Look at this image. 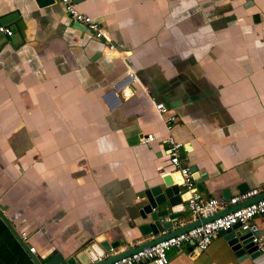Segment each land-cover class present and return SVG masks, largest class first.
I'll return each mask as SVG.
<instances>
[{"label":"crops","instance_id":"obj_1","mask_svg":"<svg viewBox=\"0 0 264 264\" xmlns=\"http://www.w3.org/2000/svg\"><path fill=\"white\" fill-rule=\"evenodd\" d=\"M75 8L115 52L56 0H0V26L12 31L0 35V264L63 260L98 236L118 243L102 259L143 249L151 239L138 231L143 192L171 173L151 100L176 119L180 165L194 167L202 201L264 185V0H76ZM147 134L154 141L139 145ZM194 222L186 211L170 231ZM253 223L264 239V214ZM167 256V264H264L260 255L238 260L225 232L197 255L184 246Z\"/></svg>","mask_w":264,"mask_h":264},{"label":"built area","instance_id":"obj_2","mask_svg":"<svg viewBox=\"0 0 264 264\" xmlns=\"http://www.w3.org/2000/svg\"><path fill=\"white\" fill-rule=\"evenodd\" d=\"M56 1L62 6L65 15L75 24L81 25L94 39L101 41L109 54L115 52L109 37L101 29L99 23L90 16L78 12L74 0ZM0 35L10 37L12 31L9 28L0 26ZM151 104L163 128L161 141L165 145L166 155L171 166L170 174L174 184L178 187L180 196H185L184 202L191 218L200 221L212 217L220 210L230 209V211L199 223V225L187 231L162 239L150 247L116 258L107 264H167L168 252L179 250L184 246H189L190 252L197 255L208 247L211 240L218 233L225 232L235 225H238L240 232L251 236L250 243L256 247L257 255L262 256L264 259V239L259 236L258 228L253 223L255 217L264 214V197L258 198L264 194V185L259 189L247 190L227 199L202 201L199 198L198 189L191 172L186 166L180 165V151L184 145L177 142L173 137V127L176 119L168 113V108L162 103L151 100ZM153 141L154 137L147 134L138 139V144L142 146L149 145ZM254 198L258 199L252 201ZM20 238L23 241L26 239V235L22 233ZM28 252L33 254L34 249L29 248Z\"/></svg>","mask_w":264,"mask_h":264},{"label":"water","instance_id":"obj_3","mask_svg":"<svg viewBox=\"0 0 264 264\" xmlns=\"http://www.w3.org/2000/svg\"><path fill=\"white\" fill-rule=\"evenodd\" d=\"M53 1L54 0H35L38 5L52 3ZM75 26L83 29L81 25L75 24ZM167 108L169 107L167 106ZM189 171L193 179L198 180L200 178L195 172L194 167H190ZM240 193H243V191H240ZM143 197L145 204L138 211L141 221L138 231L141 236L150 235L151 239L142 243V248L150 247L162 239L187 231L188 229L196 227L199 223L206 222L218 216L213 215L212 217L195 221L192 225L187 224L179 229L170 231L173 223H175L176 220L184 218L187 211L186 203L181 200L178 187L174 184L170 174L161 178V184H155L147 188L143 192ZM261 197H264V194L258 198ZM254 200L252 199V201ZM229 211L230 209L226 210V212ZM241 233L242 232L238 230V225L226 230L225 234L228 245L238 260L247 258L248 256L252 258L257 255V251H255L256 247L250 243L251 236L249 234ZM117 244L118 243H116V245L109 244L104 241L102 236H98L93 240V243L85 245L80 251L71 254L66 259L62 260V257L57 254L52 256L45 264H61V262H63V264H107L116 258L126 256L133 251L139 250V247H136L133 251L125 250L102 259L103 255L108 254L110 250L117 247Z\"/></svg>","mask_w":264,"mask_h":264},{"label":"rangeland","instance_id":"obj_4","mask_svg":"<svg viewBox=\"0 0 264 264\" xmlns=\"http://www.w3.org/2000/svg\"><path fill=\"white\" fill-rule=\"evenodd\" d=\"M260 259H262V256L260 257Z\"/></svg>","mask_w":264,"mask_h":264},{"label":"bare ground","instance_id":"obj_5","mask_svg":"<svg viewBox=\"0 0 264 264\" xmlns=\"http://www.w3.org/2000/svg\"><path fill=\"white\" fill-rule=\"evenodd\" d=\"M174 177H176V175Z\"/></svg>","mask_w":264,"mask_h":264}]
</instances>
